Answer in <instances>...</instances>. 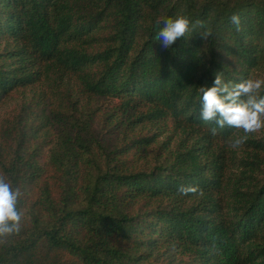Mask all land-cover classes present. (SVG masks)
I'll return each mask as SVG.
<instances>
[{"label":"trees","instance_id":"obj_1","mask_svg":"<svg viewBox=\"0 0 264 264\" xmlns=\"http://www.w3.org/2000/svg\"><path fill=\"white\" fill-rule=\"evenodd\" d=\"M218 71L264 79V0H0V109L31 93L0 117L23 213L0 264H264V129L232 149L201 119Z\"/></svg>","mask_w":264,"mask_h":264},{"label":"clouds","instance_id":"obj_2","mask_svg":"<svg viewBox=\"0 0 264 264\" xmlns=\"http://www.w3.org/2000/svg\"><path fill=\"white\" fill-rule=\"evenodd\" d=\"M231 22L240 30V17L234 14ZM190 19L185 15H177L164 21L156 39L165 49H170L177 41L184 38L190 30ZM197 24L203 27V22ZM202 37L207 41L211 35L205 31ZM264 87V79L249 77L238 83L226 82L221 72L214 74L211 85L200 87V117L205 122H215L218 128L225 127L242 130L244 135L230 140L229 146L237 149L246 143L251 134L264 129V96L260 91ZM211 134H217V127L211 128ZM178 192L184 196L203 195L196 186L181 185ZM21 192L0 176V239L17 234L21 228L23 213L18 209Z\"/></svg>","mask_w":264,"mask_h":264},{"label":"rangeland","instance_id":"obj_3","mask_svg":"<svg viewBox=\"0 0 264 264\" xmlns=\"http://www.w3.org/2000/svg\"><path fill=\"white\" fill-rule=\"evenodd\" d=\"M19 94L20 93L12 95L11 97L7 98L3 107L0 109V117L8 116L13 112H17L21 108L23 99L25 98L29 99L31 93L29 91L27 92L24 91L20 95Z\"/></svg>","mask_w":264,"mask_h":264}]
</instances>
